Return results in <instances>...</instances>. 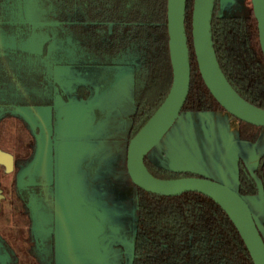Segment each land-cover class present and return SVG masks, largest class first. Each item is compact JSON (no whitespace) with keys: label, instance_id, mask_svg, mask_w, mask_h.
<instances>
[{"label":"trees","instance_id":"trees-1","mask_svg":"<svg viewBox=\"0 0 264 264\" xmlns=\"http://www.w3.org/2000/svg\"><path fill=\"white\" fill-rule=\"evenodd\" d=\"M22 1L0 0V85L17 86V96L26 98L28 106L42 99V90L43 99L51 98L52 65L97 72L99 78L106 76L111 82L113 66L134 61L130 107L124 116L127 129L122 132L113 124L107 126L111 137H120L115 146L120 171L110 173L130 184L124 164L128 139L163 101L172 79L166 0H37L40 9L32 14L13 8L12 4ZM191 9L192 0H186L190 81L181 112L224 111L197 68ZM32 19L43 23L39 29L47 36L42 41L34 35L29 38L39 30ZM210 31L218 65L228 83L247 102L264 109V56L246 0L227 4L214 0ZM50 52L58 53V58H49ZM259 131L260 127L238 120L239 140L253 143ZM235 164L238 192L264 201V153L252 171L241 158ZM144 165L154 178L162 180L200 176L147 158ZM139 194L140 205L129 221L134 228L130 264H253L234 224L208 196L198 192L162 196L140 189Z\"/></svg>","mask_w":264,"mask_h":264},{"label":"flooded vegetation","instance_id":"flooded-vegetation-1","mask_svg":"<svg viewBox=\"0 0 264 264\" xmlns=\"http://www.w3.org/2000/svg\"><path fill=\"white\" fill-rule=\"evenodd\" d=\"M246 2L250 6L249 0ZM12 5L17 12L26 10L32 14L40 9L37 0H23ZM31 23L38 25V29L43 27L37 19H32ZM32 35L37 41L47 36L40 29L31 33L30 40ZM47 56L56 59L59 54L50 52ZM123 67L131 69L128 93L109 99L107 95L113 89L118 69ZM133 67L134 61L113 66V78L109 82L106 76L99 78L97 72L91 74L76 67L65 69L52 65L51 98L43 99L42 90V99L31 106L26 98L17 96V86L0 85V264H107L109 258L103 254L108 248L105 244L107 238L95 220H99L102 214L113 215L111 220L116 221L119 233L131 235L128 226L140 205V188L127 174V145L124 164L131 183L110 173L120 171V154L115 150L120 137H111L107 126L113 124L122 132L127 129L124 116L130 107L127 103L130 102ZM67 106L84 109L74 118L79 120L78 126L81 127L77 135L68 128L64 129L65 134L59 131V113ZM29 111L37 116L36 122L31 123L28 119ZM96 127L100 130L95 133ZM130 132L132 126L127 136ZM61 142L67 143V148L71 147L65 181L68 196L65 199L71 203L76 219L74 225L67 221L63 231H60L59 224L57 180L58 145ZM73 146L79 148L73 149ZM7 155L11 156L10 168ZM146 158L150 160L146 155L144 161ZM103 246H106L105 250ZM66 247L68 252L65 253ZM119 247V243L113 244L116 251ZM72 251L87 254L89 258L73 261L68 257L73 255ZM116 256V261L112 260L111 264L131 262V258L126 261L117 252Z\"/></svg>","mask_w":264,"mask_h":264},{"label":"water","instance_id":"water-1","mask_svg":"<svg viewBox=\"0 0 264 264\" xmlns=\"http://www.w3.org/2000/svg\"><path fill=\"white\" fill-rule=\"evenodd\" d=\"M213 1L193 0L192 2L190 34L199 74L209 93L226 113L237 120L264 127V109L247 102L238 95L228 83L218 65L210 31ZM249 2L257 24L260 49L264 56V0H249ZM185 6L186 0H167L166 24L172 73L171 84L163 101L127 144V174L134 185L149 193L162 196H177L184 192H198L208 196L224 210L234 224L253 264H264V241L248 204L249 200L263 199L261 197H245L238 192L235 161L240 157L233 148L227 145L236 169L235 186L227 185L199 173L200 176L168 180L157 179L147 171L143 162L148 152L159 144L177 121L182 113L181 109L188 94L190 62L184 27ZM82 111H84L82 107L67 106L62 108L58 117L60 133L65 134L64 129L68 128L73 134H79L81 129L78 126L79 120H74V118L78 117V114ZM70 148H67V143L65 142H61L58 145L57 180L59 184L60 231L66 228L67 221H70L73 225L76 224V219L73 218L74 210L72 205L65 199L68 196L65 181L69 165L68 153L71 150ZM78 148V146H73V149ZM6 157L8 168H10L11 156L7 155ZM168 168L174 169L170 166ZM72 229H76V226H72ZM65 249V252H68L67 247ZM97 254H99V251ZM75 258L85 259L89 258V255L75 254Z\"/></svg>","mask_w":264,"mask_h":264},{"label":"crops","instance_id":"crops-1","mask_svg":"<svg viewBox=\"0 0 264 264\" xmlns=\"http://www.w3.org/2000/svg\"><path fill=\"white\" fill-rule=\"evenodd\" d=\"M162 150L174 169L189 170L234 186L236 169L227 145L252 170L264 153V127L253 143L238 138L237 120L225 111L184 112L165 134ZM264 239V201H248Z\"/></svg>","mask_w":264,"mask_h":264},{"label":"rangeland","instance_id":"rangeland-1","mask_svg":"<svg viewBox=\"0 0 264 264\" xmlns=\"http://www.w3.org/2000/svg\"><path fill=\"white\" fill-rule=\"evenodd\" d=\"M224 4H227L230 0H222ZM34 46V45H33ZM130 67H123L118 69V76L116 77V81L113 85L112 91H110L107 95V98L113 99L116 96H126L128 93L129 85L131 82L130 79ZM61 73L64 71L60 70ZM59 71V72H60ZM60 74V73H59ZM62 78V77H61ZM30 112V111H29ZM181 113L180 115H182ZM28 119L30 120L31 123L36 122L37 116L35 114H32L31 112L27 115ZM41 117V116H40ZM42 125V123H41ZM100 129L98 127L95 128V133L98 132ZM147 157L154 162L157 165L163 166V167H169L171 164V161L169 162L168 157L166 156L165 152L162 150V142L160 141L159 144L151 149ZM36 163V160H35ZM110 213H107V215H101L100 219L96 220V223L98 225V228H103L104 231V237L107 238V242L105 244L108 245L106 253L104 252L103 254L109 258L107 259V264H111V261L115 260L116 261V252L120 257L124 256L126 258V261L130 260L131 256V250H132V245H133V240H132V235L134 234V228L132 226H128V229L131 231V235H122L119 233L118 226L116 221L111 220L113 217ZM105 229V230H104ZM100 241L102 242V239L100 237ZM100 242V243H101ZM119 243L121 247L120 249L115 250L113 248V244ZM105 250L106 246H103ZM87 252H90V250L87 249ZM66 253V252H65ZM72 257L69 255L68 257L73 260V261H82V259H77L75 258V253L72 251ZM84 261V260H83Z\"/></svg>","mask_w":264,"mask_h":264},{"label":"bare ground","instance_id":"bare-ground-1","mask_svg":"<svg viewBox=\"0 0 264 264\" xmlns=\"http://www.w3.org/2000/svg\"><path fill=\"white\" fill-rule=\"evenodd\" d=\"M235 186V185H234Z\"/></svg>","mask_w":264,"mask_h":264}]
</instances>
